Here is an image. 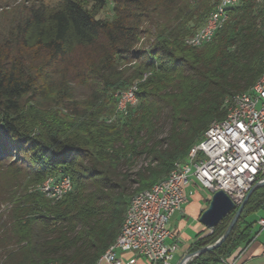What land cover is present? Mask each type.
Wrapping results in <instances>:
<instances>
[{
  "label": "trees",
  "instance_id": "trees-1",
  "mask_svg": "<svg viewBox=\"0 0 264 264\" xmlns=\"http://www.w3.org/2000/svg\"><path fill=\"white\" fill-rule=\"evenodd\" d=\"M84 1L101 10L108 0ZM262 1L240 0L198 48L185 40L217 0H110L104 20L79 0L28 1L12 16L0 33V264L98 263L131 197L185 163L224 101L264 75ZM133 85L137 106L114 117L116 95ZM60 174L72 191L51 202L38 187ZM260 210L264 187L227 239L188 264L248 245L245 218ZM233 215L188 254L215 243Z\"/></svg>",
  "mask_w": 264,
  "mask_h": 264
},
{
  "label": "built area",
  "instance_id": "built-area-1",
  "mask_svg": "<svg viewBox=\"0 0 264 264\" xmlns=\"http://www.w3.org/2000/svg\"><path fill=\"white\" fill-rule=\"evenodd\" d=\"M240 0H217L204 25L185 40L198 48L210 42L228 19V9ZM136 85L118 93L114 117L136 107ZM225 116L212 122L201 139L187 153L186 162L177 164L149 190L136 193L128 202L115 241L98 263L122 264L117 253H132L146 264H188L193 258L173 262L177 250L169 221L188 202L189 186H197L210 196L223 191L237 208L251 188L264 180V75L248 90L224 101ZM126 114V113H125ZM38 190L51 202L72 191L67 175L47 178ZM257 225L264 229V219ZM208 230L207 234H210ZM220 264H235L219 259Z\"/></svg>",
  "mask_w": 264,
  "mask_h": 264
},
{
  "label": "crops",
  "instance_id": "crops-1",
  "mask_svg": "<svg viewBox=\"0 0 264 264\" xmlns=\"http://www.w3.org/2000/svg\"><path fill=\"white\" fill-rule=\"evenodd\" d=\"M193 196L199 197L198 193L188 195V202L182 206L179 212L174 213L169 221V229L173 233L174 239L167 240V243L175 242L177 248L181 249L184 256L188 255L192 245L205 231V228L198 222L202 210L200 212L197 211L196 205L192 201L194 200ZM259 219H264V210L263 214L258 216L254 222L249 223L252 229L251 242L235 252L226 260L227 262H234L235 264H264V229L261 230L257 225ZM117 256L122 264H146L144 259L132 253H117ZM99 264L106 263L101 262Z\"/></svg>",
  "mask_w": 264,
  "mask_h": 264
},
{
  "label": "rangeland",
  "instance_id": "rangeland-1",
  "mask_svg": "<svg viewBox=\"0 0 264 264\" xmlns=\"http://www.w3.org/2000/svg\"><path fill=\"white\" fill-rule=\"evenodd\" d=\"M28 1H37V2H41V3H44L45 5H50V6L55 5L58 2V0H0V33L3 32L4 27L9 22V20L12 18V16L16 14V12H19L22 6L26 4ZM79 1L85 6L86 9H89L90 12H92L95 15L96 19L104 20V19H110L112 17V3L110 2V0H108L105 3L104 7L101 10H98L97 8L93 7L90 3H87L84 0H79ZM258 4H259V7H263L264 9V1L259 2ZM125 113L121 114L118 117L123 116ZM0 182L2 184L5 183V178H3V176L0 178ZM187 192H191V195L193 194L195 195L196 193H198L199 197L193 196L194 200L191 199L192 201H194L198 212L208 207L210 198H211L208 192L204 191L203 189L195 185L189 186L187 188ZM4 210H5V205H1L0 212H3ZM262 214H263V210L250 214L245 218V222L252 223L258 218V216ZM226 223L227 221L224 223V225ZM182 257H184L183 252L181 251V249L177 248V250L173 254V262H178Z\"/></svg>",
  "mask_w": 264,
  "mask_h": 264
},
{
  "label": "water",
  "instance_id": "water-1",
  "mask_svg": "<svg viewBox=\"0 0 264 264\" xmlns=\"http://www.w3.org/2000/svg\"><path fill=\"white\" fill-rule=\"evenodd\" d=\"M264 187V180L261 182H257L252 188L251 191L246 195L242 203L235 208L233 202L229 199V197L223 191H217L212 194L210 198V202L208 207L200 214L198 222L208 230L216 227L226 216H228L231 212L234 211V215L231 218L226 230L222 234V236L212 245H208L206 247H202L197 251L188 254L185 258H194L200 256L204 253L214 251L218 246H220L229 236L232 229L236 225L239 217L241 216L244 206L247 203L250 195L253 191L258 190Z\"/></svg>",
  "mask_w": 264,
  "mask_h": 264
}]
</instances>
